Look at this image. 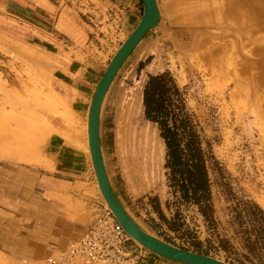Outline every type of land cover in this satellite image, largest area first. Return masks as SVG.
<instances>
[{
	"label": "rangeland",
	"instance_id": "1",
	"mask_svg": "<svg viewBox=\"0 0 264 264\" xmlns=\"http://www.w3.org/2000/svg\"><path fill=\"white\" fill-rule=\"evenodd\" d=\"M118 1L0 0V264H23L25 255L18 250L52 242L59 249L69 238L66 230L78 232L68 246L107 208L91 162L72 146L83 138L86 119L73 113L58 77L60 71L72 76L59 63L97 62V84L143 13L138 0L137 22L127 23ZM156 3L157 26L123 63L102 107L101 148L112 188L152 235L230 264H261L231 225L227 208L248 199L264 209V0ZM163 72L185 93L230 188L221 189L212 178V226L195 207L173 203L163 141L143 115L147 77ZM62 143L79 155L78 172L70 176L55 172ZM48 172L69 184L47 183L42 175ZM42 226V236L22 240ZM142 250L144 261L174 264ZM29 252L24 251L42 255ZM26 259L42 264L44 257Z\"/></svg>",
	"mask_w": 264,
	"mask_h": 264
},
{
	"label": "trees",
	"instance_id": "2",
	"mask_svg": "<svg viewBox=\"0 0 264 264\" xmlns=\"http://www.w3.org/2000/svg\"><path fill=\"white\" fill-rule=\"evenodd\" d=\"M142 107L145 120L156 125L165 147L164 169L168 188L175 198L173 203L195 207L208 225H214L212 178L221 189L230 188L211 142L202 136V128L187 106L185 93L169 72L148 75L142 91ZM227 210L230 223L245 247L264 264V209L252 200L240 199L234 200ZM169 225L176 229L175 224Z\"/></svg>",
	"mask_w": 264,
	"mask_h": 264
},
{
	"label": "water",
	"instance_id": "3",
	"mask_svg": "<svg viewBox=\"0 0 264 264\" xmlns=\"http://www.w3.org/2000/svg\"><path fill=\"white\" fill-rule=\"evenodd\" d=\"M140 21L115 52L92 93L87 114V136L91 163L98 189L118 223L126 233L149 252L174 264H230L217 258L178 248L144 230L118 199L108 178L101 148L100 113L103 99L116 73L144 35L159 21L155 0H141ZM105 207V206H104Z\"/></svg>",
	"mask_w": 264,
	"mask_h": 264
},
{
	"label": "crops",
	"instance_id": "4",
	"mask_svg": "<svg viewBox=\"0 0 264 264\" xmlns=\"http://www.w3.org/2000/svg\"><path fill=\"white\" fill-rule=\"evenodd\" d=\"M131 2H133L132 5H131ZM129 3H128V1L122 2V0H119L118 1V7L122 6L123 10L128 13V15L126 16L127 21L123 17L124 21H126L127 23L137 22V20H136L137 16L135 15L134 11H138L139 12V9H138L139 7L137 8L138 0H130ZM127 7H129V10L126 11ZM128 57H129V55H128ZM127 58L125 59V61L127 60ZM96 63L90 61L84 66L83 65L82 66H78L77 64L73 65V62L70 65H66L64 63H59L63 68L67 69V71H69V73L73 76L72 77V76H70L68 74H64L63 72L60 71L59 73H61L62 75L60 77H58V78H59L62 86L65 88L64 89V92L66 93L65 99L68 101L69 106H70L71 110L73 111V113L79 119L82 118V119L85 120L87 118L88 107H89V104H90L91 96H92V93H93V91H94V89L96 87V84H94V81H95V78H96L95 69L99 65V64H96ZM154 67L155 66L153 65L151 70L152 69L156 70ZM117 73H116V75H117ZM109 88H108V90L106 92V95H107V93L109 91ZM106 95L104 97V101L106 99ZM104 101H103V103H104ZM132 102H133V100H129L128 104L130 105ZM103 103H102V107H103ZM102 107H101V112H102ZM100 118H101V113H100ZM99 124H100V122H99ZM72 146L76 148L75 145H72ZM73 147H71L69 145H66L64 143H62L60 145L58 144L59 151H58V153L56 155V161H55V166H56L55 172L56 173H60L62 175L70 176V174L72 172H78L79 155H78V151L77 150H79V149L76 148L77 149L76 150ZM142 148L144 149L143 146H141L140 149H142ZM79 151H81V150H79ZM81 152L84 153L83 151H81ZM85 156L87 157L86 154H85ZM102 156H103V154H102ZM87 160L89 162H91L88 159V157H87ZM90 165H92V163ZM44 171H46V170H44ZM93 175H94V173H93ZM42 177L46 178L47 183H54L56 181H59V182H62L61 185H67V184H69L67 182H70L67 179L57 178V177H55V175L53 173H49V172L48 173H44V175H42ZM43 226H45V224ZM43 226L39 227L38 229H36V231H32L28 235L24 234L23 235L24 239H22V240L28 241V237H29V239L35 240L36 237L42 236L43 232L46 233V231H45L46 228H44ZM64 235L69 236V238H66L63 241L62 246L59 249H56V248L53 249L52 247H53L54 243L52 242V243L47 244L46 246L45 245H39L38 248H36V247H28V248L25 247L26 250L24 249V250H18V251H23L22 255H25L24 256L25 259L28 258V257L29 258L30 257L31 258H40V257L41 258L42 257L46 258L47 256H49V255H51L53 253H56V252L64 250L66 248L68 242L70 240H72L73 238H76L78 236V232H74L73 230H66V232H64ZM23 242L27 243L25 241H23ZM31 243H33V242H31ZM43 250H46V252L45 253H41ZM24 251H28V252L29 251H33V253L38 252V254H42V255L34 257V256H31L29 254L24 253ZM29 253L32 254V252H29ZM22 259H24V258L22 257ZM151 261H152L151 258H149L147 261H144L142 264H153V262H151Z\"/></svg>",
	"mask_w": 264,
	"mask_h": 264
},
{
	"label": "built area",
	"instance_id": "5",
	"mask_svg": "<svg viewBox=\"0 0 264 264\" xmlns=\"http://www.w3.org/2000/svg\"><path fill=\"white\" fill-rule=\"evenodd\" d=\"M44 3L46 0H37ZM145 254L112 212L101 208L81 236L66 249L44 258L42 264H142ZM23 264H33L22 259Z\"/></svg>",
	"mask_w": 264,
	"mask_h": 264
},
{
	"label": "bare ground",
	"instance_id": "6",
	"mask_svg": "<svg viewBox=\"0 0 264 264\" xmlns=\"http://www.w3.org/2000/svg\"><path fill=\"white\" fill-rule=\"evenodd\" d=\"M156 1V0H155ZM156 7H157V9H158V11H159V19H160V10H159V8H158V6H157V3H156ZM159 22V21H158ZM157 26V25H156ZM155 28V27H154ZM130 55V54H129ZM103 101H104V99H103ZM103 103V102H102ZM102 107V106H101ZM82 128H83V138L82 139H80L79 141H76L75 143H74V145L77 147V149H79V150H81V151H83L86 155H87V157H88V159L91 161V156H90V150H89V146H88V136H87V118H86V120H85V122H84V124H83V126H82ZM149 144V143H148ZM92 166V165H91ZM93 168V167H92ZM93 172H94V170H93ZM95 176V175H94ZM96 179V178H95ZM96 185H97V189H98V184H97V181H96ZM98 191H99V189H98ZM97 191V192H98ZM99 193H100V191H99ZM100 195H101V193H100ZM101 198L103 199V201H104V204L107 206V208H108V205H107V203L105 202V200H104V198L102 197V195H101ZM135 241V243L136 244H139L136 240H134ZM139 246H142L141 244H139Z\"/></svg>",
	"mask_w": 264,
	"mask_h": 264
}]
</instances>
